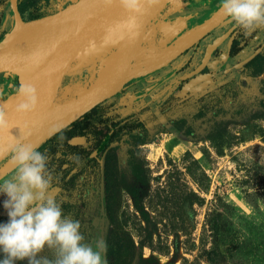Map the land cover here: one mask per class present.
I'll return each instance as SVG.
<instances>
[{
    "label": "rangeland",
    "instance_id": "374dc122",
    "mask_svg": "<svg viewBox=\"0 0 264 264\" xmlns=\"http://www.w3.org/2000/svg\"><path fill=\"white\" fill-rule=\"evenodd\" d=\"M145 46L138 59L157 54L154 40ZM97 49L73 71L101 59ZM217 81L183 103L178 91L160 96L139 113L146 132L126 137L122 153L132 152L139 176L109 197V264H264V64ZM68 89L57 102L70 98ZM12 100L0 91V108ZM118 101L109 103L122 114L135 108ZM97 216L90 205L87 221ZM86 228L92 245L98 229Z\"/></svg>",
    "mask_w": 264,
    "mask_h": 264
},
{
    "label": "flooded vegetation",
    "instance_id": "af4514ba",
    "mask_svg": "<svg viewBox=\"0 0 264 264\" xmlns=\"http://www.w3.org/2000/svg\"><path fill=\"white\" fill-rule=\"evenodd\" d=\"M81 1L0 0V45L15 26L20 27L22 24L54 16L78 6ZM219 6L221 0H179L166 4L152 30L146 32L147 35L139 43L132 68H142L175 45L178 39L216 13ZM151 39L154 40L157 54L147 60L138 59L144 53L140 48L147 49L145 44L148 45ZM100 60L73 71L76 67L74 65L66 73L59 94L69 88L70 98L58 103L78 97V85L90 87L95 82L101 70ZM263 64L264 28H257L245 36L243 30L225 16L215 27L159 69L129 83L36 149L47 155V166L53 175L48 195L55 199L64 216L79 221L82 234L87 233L86 227L98 229L99 234L92 242L93 246L97 241H104L112 189H117L118 186L122 189L125 185L130 187L134 177L139 176L133 163L132 152L128 154L130 160L122 154L126 137L131 141V136L146 132V120L140 118L139 113L149 110L158 102V98L163 100L160 96L178 91L179 102L183 103L196 94L210 90L218 83L219 78L231 80L246 70L256 74ZM83 73L86 77H82ZM3 77L4 74L0 73V91L2 98H5L16 91L17 86L11 85L2 94ZM11 82L14 83L13 79ZM112 98H119V105L131 103L135 108L122 114L116 102L109 103ZM127 146L131 147L129 143ZM11 154L10 151L0 161V170L11 160ZM14 174L15 168L12 167L0 179V184ZM93 197L95 199L90 205L96 207L98 216L88 222V201ZM6 199V194L0 193V224L9 221L3 206ZM43 252L52 251L45 248ZM102 254L106 264H109L106 248L102 250ZM3 259L4 253L0 250V260ZM15 264L28 262L16 261Z\"/></svg>",
    "mask_w": 264,
    "mask_h": 264
},
{
    "label": "water",
    "instance_id": "95a60500",
    "mask_svg": "<svg viewBox=\"0 0 264 264\" xmlns=\"http://www.w3.org/2000/svg\"><path fill=\"white\" fill-rule=\"evenodd\" d=\"M177 1L139 0L137 8H131L123 0H82L78 6L30 23L40 28L27 40L7 44L19 29V25L15 26L0 45L2 94L11 85L17 86L16 91L4 98L13 99V103L6 109L0 108L8 120V128L0 129V161L16 143L30 144L37 149L129 83L159 69L225 17L219 6L216 13L178 39L175 45L134 70L132 61L137 56L139 43L152 30L164 6ZM113 35L100 60L101 70L95 82L84 87L78 97L58 103L66 73L96 50L101 41ZM21 85L35 89L36 106L31 111L17 110L28 99L19 93ZM12 167L10 160L0 170V179Z\"/></svg>",
    "mask_w": 264,
    "mask_h": 264
},
{
    "label": "clouds",
    "instance_id": "9594fccd",
    "mask_svg": "<svg viewBox=\"0 0 264 264\" xmlns=\"http://www.w3.org/2000/svg\"><path fill=\"white\" fill-rule=\"evenodd\" d=\"M123 2L137 8L139 0ZM221 8L245 36L264 28V0H221ZM19 93L28 99L17 110L34 109L35 89L21 85ZM7 128V115L0 109V129ZM11 153L15 174L0 184V193L7 196L3 206L9 217L7 223L0 224V250L4 253L0 264L24 260L28 264H106L104 241L95 242V246L85 243L79 221L64 216L48 195L53 175L47 166V155L24 143H16ZM45 248L53 252L55 259L38 258Z\"/></svg>",
    "mask_w": 264,
    "mask_h": 264
},
{
    "label": "bare ground",
    "instance_id": "6f19581e",
    "mask_svg": "<svg viewBox=\"0 0 264 264\" xmlns=\"http://www.w3.org/2000/svg\"><path fill=\"white\" fill-rule=\"evenodd\" d=\"M39 28L40 27L35 26V25H31V24H22V25H20L19 29L9 38L7 44H10V43H12L14 41H18V40H27L32 33H37L39 31ZM113 37H114V35L112 37L104 40V41H101V44L98 47L99 50L97 49V52H96L97 55H99V56L103 55V53L108 48L110 42L113 40ZM13 101L14 100H12V102L9 104V106L13 103Z\"/></svg>",
    "mask_w": 264,
    "mask_h": 264
}]
</instances>
